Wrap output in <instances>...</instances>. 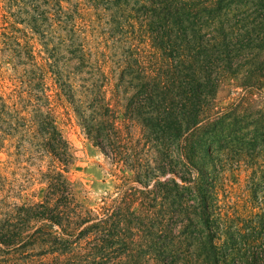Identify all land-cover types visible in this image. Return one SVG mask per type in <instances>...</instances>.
I'll return each mask as SVG.
<instances>
[{
  "label": "trees",
  "instance_id": "16d2710c",
  "mask_svg": "<svg viewBox=\"0 0 264 264\" xmlns=\"http://www.w3.org/2000/svg\"><path fill=\"white\" fill-rule=\"evenodd\" d=\"M240 2L0 0V152L10 165L20 162L23 149L30 152L28 159L36 154L39 162L50 158L54 169L41 174L47 189H54L51 176L62 177L55 168L66 172L60 167L68 158V142L58 121L69 124L70 110L87 139L115 158L119 146L111 136V113L118 112L110 108L107 93L112 87L114 98L125 76H132L128 88L135 90V106L126 116L133 123L142 106L153 114L150 130L156 141L167 144L157 167L179 173L176 152L184 183L165 181L160 185L162 198L158 201L156 194L153 207L132 212L126 230L107 224L86 243L81 242L84 231L77 234L76 228L62 226L55 213L58 207L50 206L49 191L43 203L20 207L6 195L0 201V264L259 263L258 236L246 246H236L233 256L223 249V230L216 228L194 141L218 117L211 106L228 86L232 65L243 57V40L253 33L238 26V19L235 26L223 19ZM258 17L264 35V8ZM116 47L121 53L115 68L108 54ZM92 55L101 58L94 67ZM115 69L119 75L113 83ZM260 75L255 77L259 89L264 82ZM72 83H79L86 98L83 110L75 104L78 89ZM241 88L254 86L246 81ZM96 111L100 128L93 124ZM151 142L145 143L148 152ZM158 204L162 209L155 213ZM112 216L106 214L107 219ZM226 238L234 235L226 233ZM126 239L136 242L128 244Z\"/></svg>",
  "mask_w": 264,
  "mask_h": 264
},
{
  "label": "rangeland",
  "instance_id": "374dc122",
  "mask_svg": "<svg viewBox=\"0 0 264 264\" xmlns=\"http://www.w3.org/2000/svg\"><path fill=\"white\" fill-rule=\"evenodd\" d=\"M262 8L264 0H241L240 4L232 5L223 18L230 26H235L238 19V26H247L253 33L249 39L243 40V57L232 65L233 76L227 77L228 86L211 106L213 112H218V117L212 119L194 138L199 150L196 162L204 175V184L208 186L209 206L213 217L218 220L216 228L223 230V249L231 251L233 256L236 246H246L258 236V264H264V82L259 89L255 78L261 74L260 77L264 79V35L258 28L261 20L258 10ZM119 53L116 47L108 54L115 68ZM99 60V56L92 55L89 62L94 67V62ZM109 68L110 65L104 67V72L108 73ZM118 73L115 69L113 83L117 81ZM132 78L125 76L123 86L114 98L112 87L107 93V98L111 97L110 108L118 112L111 113V119H115L111 136L119 146L115 158L109 149L104 147L102 151L87 139L76 115L70 110L69 124L63 125L62 120L58 121L68 142V158L66 165L60 167L66 172L55 168L62 177L51 176L54 189H47L41 174L54 169L50 158H43L39 162L35 159L39 157L36 154L28 159L30 152L23 149L20 162L10 165L5 152L1 151L0 184L3 190L0 201H4L8 195L10 203L18 207L23 203H43L49 191L52 194L50 206L58 207L55 213L59 214L62 226L76 228L77 234L84 231L81 242L86 243L107 224L115 227V230H126L132 212L149 210L154 205L152 200L156 194H159L158 201L162 198L160 185L165 181L169 183L174 180L177 185L184 186L176 152L174 156L179 173L162 171L157 167L159 156L165 153L167 144L156 141L155 134L150 130L153 114L142 106L133 123L126 116V111L135 106L132 99L135 90L128 88L132 86L129 83ZM246 81L254 88L243 90L241 85ZM72 85L78 89L75 104L83 110L86 98L79 92V83ZM78 98L82 101L78 102ZM94 117V126L100 128L102 120L97 111ZM148 139L152 140L150 152L145 145ZM160 209L162 205L158 204L152 211L157 213ZM108 213L113 214L111 219H107ZM54 230L61 229L55 226ZM226 233L227 236L234 235V238L227 240ZM237 237L239 240L236 242ZM126 242L135 244L136 240L126 239Z\"/></svg>",
  "mask_w": 264,
  "mask_h": 264
}]
</instances>
